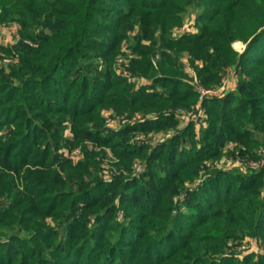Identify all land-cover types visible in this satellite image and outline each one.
I'll use <instances>...</instances> for the list:
<instances>
[{"label":"trees","instance_id":"1","mask_svg":"<svg viewBox=\"0 0 264 264\" xmlns=\"http://www.w3.org/2000/svg\"><path fill=\"white\" fill-rule=\"evenodd\" d=\"M14 24L0 264H264L230 252L264 244V168L208 165L263 157L264 0H0V35ZM231 70L236 89L200 101L197 83L217 89ZM179 110L207 126L181 127ZM105 112L125 116L119 129Z\"/></svg>","mask_w":264,"mask_h":264},{"label":"rangeland","instance_id":"2","mask_svg":"<svg viewBox=\"0 0 264 264\" xmlns=\"http://www.w3.org/2000/svg\"><path fill=\"white\" fill-rule=\"evenodd\" d=\"M196 17H197L196 12H191L190 14H188L186 16L185 24L190 25L192 22L194 23L196 21ZM184 25L182 27H184ZM18 40H19V26L17 24H14V25H11L9 27H5L2 29V33L0 35V66L1 65H8V64L12 63V58L9 55H7L4 50L8 49V48L15 47L16 44L18 43ZM237 44H241V45L237 46ZM242 44H243L242 42H236V43H234V48L236 50L242 52L243 51ZM122 51L126 54L129 53V49H128L127 45L125 44V42L123 43ZM124 57H126V56L120 55L118 62L121 63L122 60L124 59ZM186 71L193 75V71L189 67H187ZM233 75H234L233 70L229 71V73L227 74V77H226L227 82H228L227 90H226L227 92L229 91L228 87H229L230 78ZM104 117H105V126H107L108 128H111L113 130L114 129L117 130L122 125L121 121L125 116H119L117 114H113V112H105ZM187 117L188 118H183L182 123H181V127H185L186 125H188L189 122H191L192 119H190V115ZM205 119H206V116L204 114L203 115H197L195 117L196 130L199 133H200V129L202 127L207 126ZM141 138L143 140H146V141H152L153 143H157V142H160V141L167 139L168 136L163 132H158V133L152 132V133H149L148 135H143V137H141ZM233 147L234 146H232V148ZM228 148H230V145ZM261 150H262L261 154L263 155L264 150L263 149H261ZM227 153H228V151H224L223 156L220 160H216L215 162L211 161L208 165L211 167H218V168L227 167V165L229 166L228 163L230 160H233V158L227 157V155H226ZM113 156L114 155L110 153V158L112 160H113ZM71 160L76 162L78 159L75 158V159H71ZM256 161L257 160L254 159V160H250L248 162H256ZM231 164H233V163H231ZM106 166H107V163H106ZM256 171H258V170H256ZM250 240L255 242V240H253L251 238H246L245 241H250ZM245 241L243 243H245Z\"/></svg>","mask_w":264,"mask_h":264},{"label":"built area","instance_id":"3","mask_svg":"<svg viewBox=\"0 0 264 264\" xmlns=\"http://www.w3.org/2000/svg\"><path fill=\"white\" fill-rule=\"evenodd\" d=\"M193 25H194L193 22L190 25L185 24L184 27H181L179 30L176 31V35L181 36L187 32L192 31ZM226 77H224L222 79V83L217 89L207 90V89H204L202 86H200L197 83V91L200 95V101H202L208 97L219 96V95H223L224 93H226L227 92L226 91L227 85H228ZM144 82L147 83L146 81H144ZM189 115H190V119H192V118L195 119V117H196L195 116L196 113H194V112L188 113L184 110L178 111V116L180 117L181 120H183V118H188L187 116H189ZM138 139H140V137L135 138V140H138ZM80 155H81V150L78 148L70 154V158L71 159H75V158L78 159ZM231 163H233V164H231ZM228 164H229V166L227 165L228 168L241 166L242 170L256 171V170L264 168V154H263V157L260 160H257L256 162H248L245 160H241V161L238 160V161L234 162L233 160H230ZM230 252H235L237 254V256H239V257L243 256V255H248L251 253H255L257 255H264V244L260 241H257V240H255V242L252 240L245 241V243H242L240 246L231 249Z\"/></svg>","mask_w":264,"mask_h":264},{"label":"crops","instance_id":"4","mask_svg":"<svg viewBox=\"0 0 264 264\" xmlns=\"http://www.w3.org/2000/svg\"><path fill=\"white\" fill-rule=\"evenodd\" d=\"M237 87V80L235 78V76L233 75L231 78H230V82H229V87H228V90L229 91H233L235 90ZM228 91V92H229Z\"/></svg>","mask_w":264,"mask_h":264},{"label":"water","instance_id":"5","mask_svg":"<svg viewBox=\"0 0 264 264\" xmlns=\"http://www.w3.org/2000/svg\"><path fill=\"white\" fill-rule=\"evenodd\" d=\"M242 47H243V51H244V50H245V48H246V45L242 44Z\"/></svg>","mask_w":264,"mask_h":264}]
</instances>
